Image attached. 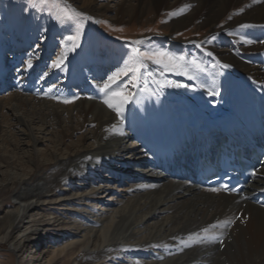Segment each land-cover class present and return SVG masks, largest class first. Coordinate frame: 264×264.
<instances>
[{
  "label": "bare ground",
  "instance_id": "6f19581e",
  "mask_svg": "<svg viewBox=\"0 0 264 264\" xmlns=\"http://www.w3.org/2000/svg\"><path fill=\"white\" fill-rule=\"evenodd\" d=\"M67 1L83 8L81 0ZM96 2L87 12L100 18L110 6ZM110 2L128 23L161 16L174 31L230 34L223 42L231 49L221 47L220 38L196 42L229 65L221 68L216 83L220 95L150 66L159 83L187 87L168 86L177 94L162 91L161 98L138 92L123 110V120L103 103V94L67 106L16 93L0 98V119L10 134L13 129L32 138L33 125H50L60 128L55 131L59 146L68 132L81 133L72 150L31 158L28 177L11 180L17 208L0 227V244L6 243L17 264H24L23 251L42 222L30 213H41L45 204H65L72 207L64 210L70 220L46 215L52 226L71 231L60 236L63 242L55 249L40 248L38 258L26 257L28 264H54L62 257L66 264H104L110 258L119 264H264V206L252 202H264V164L237 195L203 189L191 179L198 147L210 148L218 128L230 135L241 132L248 144H264V0ZM110 57L116 54L111 51ZM108 173L110 178L100 180ZM114 183L124 186L105 201Z\"/></svg>",
  "mask_w": 264,
  "mask_h": 264
},
{
  "label": "rangeland",
  "instance_id": "374dc122",
  "mask_svg": "<svg viewBox=\"0 0 264 264\" xmlns=\"http://www.w3.org/2000/svg\"><path fill=\"white\" fill-rule=\"evenodd\" d=\"M91 1L81 0L82 8L71 5L67 0H0V67L4 71L0 73L2 77L0 98L16 93L35 100L50 101L55 106H67L79 99L102 95L97 85L106 77V74L120 66L124 53L128 51L123 45L137 40L145 41L151 48L163 49L176 56H183L186 60L194 59L201 63L206 68L207 75H201L193 83H199L202 89L207 88L209 92L215 89L217 81L223 74L221 68L214 57L207 56L202 48L197 47L196 42L197 39L202 38L210 42L215 40L214 38H220V46L231 49L226 41L223 42L230 34L218 33L210 36L203 33L190 34V29L174 31L168 28V21L161 16L154 18L151 16V18L147 17L128 23L126 19L117 15L115 4L110 0H97L96 4L107 3L110 7L104 16L96 18L95 15L87 12V8H92ZM115 2L118 3L120 0H115ZM73 10L92 19L84 20L83 17H79L70 21L69 17ZM76 20H82V24H76ZM69 24L72 27H68ZM76 28H79L82 33L79 41L82 47L73 51V42L62 39V37L70 33L74 34ZM137 47H144V45ZM111 51L116 54V58L110 57ZM61 57L66 58L64 70L58 71L51 68L53 61ZM29 59L33 67L26 70V62ZM152 67L155 68V66ZM46 70L48 74L41 79ZM131 90L135 95L143 90L148 91L149 95L157 98L163 97L164 91L171 94L178 92L177 88L167 85L160 89L154 77L148 73L144 74L141 87ZM65 100L72 102L64 103ZM6 113L7 116L10 114L8 111ZM0 129L6 131L0 133L1 227L15 214L17 208L9 192L12 188L9 185L11 180L16 181L28 177V173L32 170L31 158H46L58 149L59 152L72 150L74 144L80 140L81 133L79 131L72 134L68 132L62 145L57 146L55 141L58 137H55L57 135L55 131L60 130L57 127L52 128L50 125L42 127L40 123H36L31 131L32 138H27L13 129L11 134L8 133V127L2 119H0ZM109 175L111 173L106 174L105 177L101 174L100 180L110 178ZM119 175L121 177L122 174ZM122 186H124L122 183L111 184L112 191L106 193L103 199L106 201L111 197L116 198ZM67 191L68 187L64 193ZM69 207L71 206L65 204L59 207L45 204L40 209L41 213L38 211L30 213L33 219L42 222L37 228H33L37 230L34 234H37L31 236L30 245L23 251L25 252L24 264H28L26 257L29 255L38 258L37 249L52 250L63 242L59 239L60 236L71 230L67 226H61V223L59 227L52 226V220L46 214L58 213L60 217L68 221L70 217L64 210ZM83 210L86 209L83 208ZM23 223L29 227L32 226V224H27V220ZM23 223L22 225H25ZM25 235L28 236L27 233ZM37 260L39 262L40 258ZM53 263L66 264V259L58 258ZM0 264H17L16 257L8 249L6 243L0 244ZM104 264H119V260L110 258Z\"/></svg>",
  "mask_w": 264,
  "mask_h": 264
},
{
  "label": "snow or ice",
  "instance_id": "6c2138e0",
  "mask_svg": "<svg viewBox=\"0 0 264 264\" xmlns=\"http://www.w3.org/2000/svg\"><path fill=\"white\" fill-rule=\"evenodd\" d=\"M83 17L84 20H91V17L85 14L73 10L69 20L75 18ZM63 23V22H61ZM76 24H82V20H76ZM72 27L71 24L67 25ZM241 27H248L247 25H241ZM82 33L79 28L75 29L74 34H69L62 39L73 42V51L82 47L79 43ZM139 45H144V47H137ZM128 49L124 53V58L121 60L120 66L111 73L106 74L97 85L98 91L103 94L106 98L103 103L111 109L117 117L123 120V110L132 103L135 98V93L131 90L132 88L141 87V82L144 79V74L155 75L151 71L150 66H155L160 71L161 75L166 73L178 74L184 76L186 79L195 81L200 78L201 75H207L206 68L198 63L196 60H186L183 56H176L163 49H154L147 46L145 41L137 40L133 42H128L123 45ZM39 47V45H37ZM200 47V45H197ZM207 56H212L211 52L205 53ZM66 58L61 57L53 61L50 65L51 68L58 71L64 70ZM220 68L227 69L229 65L220 63L217 61ZM26 70H30L33 67L31 59L26 62ZM48 74L47 70L42 74L41 79ZM127 78V79H124ZM159 87L163 88L166 85L163 83L158 84ZM167 86L174 87H187L183 84H168ZM209 95L218 96L220 93L213 89L209 92ZM64 103H71V100H65ZM212 192L219 191L216 188L211 189ZM225 191H229L227 185H225ZM223 243V241H221Z\"/></svg>",
  "mask_w": 264,
  "mask_h": 264
},
{
  "label": "water",
  "instance_id": "95a60500",
  "mask_svg": "<svg viewBox=\"0 0 264 264\" xmlns=\"http://www.w3.org/2000/svg\"><path fill=\"white\" fill-rule=\"evenodd\" d=\"M154 79H157V80H158V77L156 76ZM158 84H160V83H159V80H158Z\"/></svg>",
  "mask_w": 264,
  "mask_h": 264
}]
</instances>
